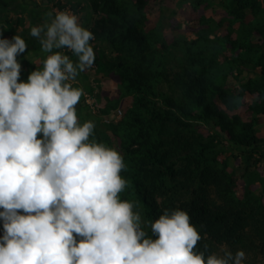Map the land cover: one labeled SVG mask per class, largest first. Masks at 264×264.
Listing matches in <instances>:
<instances>
[{"label": "trees", "instance_id": "obj_1", "mask_svg": "<svg viewBox=\"0 0 264 264\" xmlns=\"http://www.w3.org/2000/svg\"><path fill=\"white\" fill-rule=\"evenodd\" d=\"M84 1L95 15L91 71L119 83L118 94L102 104L99 115L120 110L122 116L96 126L94 139L124 156L127 170L121 175L129 185L122 199L136 203L148 235L149 220L179 208L204 236L197 248L256 249L264 260V135H259L264 128V0H222L220 20L213 18L214 11L208 13L212 3L191 0L192 33L171 22V5L163 4L158 22L147 29L148 0ZM11 3L0 0V27L4 38L18 34L27 43L17 57L20 81H27L42 67L28 61L41 46L30 36L31 26L18 30L21 19L10 18ZM79 7L72 5L73 12ZM46 18L31 17L32 26ZM246 71L255 76L230 87V75L240 80ZM249 96L254 100L246 105ZM231 159L245 165L241 196Z\"/></svg>", "mask_w": 264, "mask_h": 264}, {"label": "clouds", "instance_id": "obj_2", "mask_svg": "<svg viewBox=\"0 0 264 264\" xmlns=\"http://www.w3.org/2000/svg\"><path fill=\"white\" fill-rule=\"evenodd\" d=\"M46 17L30 28L45 55L27 81L17 57L28 45L0 27V264H247L243 249L197 248L204 236L186 210L164 209L148 235L121 197L123 154L78 119L85 92L73 83L94 66L95 34L70 9Z\"/></svg>", "mask_w": 264, "mask_h": 264}, {"label": "rangeland", "instance_id": "obj_3", "mask_svg": "<svg viewBox=\"0 0 264 264\" xmlns=\"http://www.w3.org/2000/svg\"><path fill=\"white\" fill-rule=\"evenodd\" d=\"M12 1V9L15 10L13 13H9L10 18L13 20L21 19V24L18 25V30H26L28 27H32L33 20L31 17L35 18H43L46 13L52 11L53 9L63 11L65 9H72V5H76V3L80 4L78 8V12L76 14L80 18V22L83 26L90 28V24L92 19L94 18V13L92 9L85 3L84 0H9ZM149 8L147 11L149 22L147 29H151L158 22L160 16L161 6L163 4L171 5L175 10V15L172 17V23L180 25L182 33H192V30L195 26V16L194 10L192 9L190 2L191 0H148ZM222 0H207V2L212 3V9L208 10V13L211 15V11H214L213 18L215 20H220L221 15L218 11H223L222 9ZM59 2L63 5V8H60ZM45 10V11H43ZM204 13V12H202ZM45 20V19H44ZM42 20V23L44 22ZM39 25V24H37ZM5 30H3V33ZM4 35V34H3ZM166 36L169 41H172L174 38V33H172L170 27L166 29ZM94 47V44H92ZM42 54L43 56H40ZM39 55V57H38ZM43 52H36V54H32L29 56L28 61H38L39 59L44 57ZM76 58H74L75 60ZM30 64H33L32 62ZM36 66H42L40 63H35ZM236 73V72H234ZM253 72H243L240 80H237L234 75H230L228 82L230 83V87H238L241 83L245 82L248 79L253 78ZM73 86L82 87L84 89L85 95L82 96L80 103L77 104V111L79 118L81 121L93 120L96 123V126L104 122V117L99 115V108L102 107V104L105 103L107 99H112L118 94L119 91V83L112 78L104 77L101 73L100 75H96L94 72L90 70L83 72L77 78V81L73 83ZM254 100V96H249L244 100V103L247 105ZM96 103L98 105H96ZM244 112V109H240ZM116 115L112 116V120H116ZM247 115L245 113L244 118L246 119ZM261 126V125H260ZM206 127L203 126V129ZM261 128V127H260ZM213 131V130H211ZM260 136L264 135V128H262L259 132ZM235 161L231 159L232 166L231 168L235 172V176L237 178V193L239 196L243 193L244 181L242 180V173L245 167L244 162L242 160ZM263 188H258L257 193H262ZM3 235V232L0 233ZM235 252L234 250H232ZM247 254V264H264V260L256 251H251L250 249L244 250Z\"/></svg>", "mask_w": 264, "mask_h": 264}]
</instances>
